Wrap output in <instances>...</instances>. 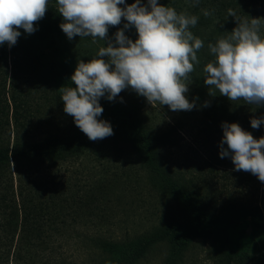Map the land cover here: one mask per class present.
<instances>
[{
	"label": "trees",
	"instance_id": "1",
	"mask_svg": "<svg viewBox=\"0 0 264 264\" xmlns=\"http://www.w3.org/2000/svg\"><path fill=\"white\" fill-rule=\"evenodd\" d=\"M134 2L125 0L127 5ZM158 4L198 17L189 30L204 47L197 53L199 64H194L185 93L195 107L174 112L171 121L162 123L145 112L147 100L137 93L128 102L102 97L104 111L97 119L108 121L113 135L100 140H90L71 123L38 136L29 112H41L45 103L57 102V96L42 90V80L59 89L75 87L70 78L78 61L87 63L108 41L115 43V33L126 23L123 18L120 25L109 26L105 41L97 38L94 43L91 37L79 36L69 40L59 26L64 21L57 0H48L33 33L18 29L21 36L15 45H0V264H85L86 254L94 256L88 264H97L104 254L113 260L108 264H145L162 243L170 246L163 264H185L192 243L212 235L215 228L228 233L245 225L264 230V182L250 172L234 170L231 157L219 155L223 122L238 123L255 139L264 137V124L253 129L250 123L264 116V106L230 101L204 84L203 71L214 59L208 45L230 35L236 19H250L256 8L264 14V0H158ZM205 9L211 15L205 17ZM229 9L236 18L228 15ZM260 34L264 37V32ZM125 35L133 41L138 38L134 26ZM184 135L200 148L212 169L204 183L188 175L183 165L188 160L180 158ZM110 137L109 143L126 139L135 144L128 154L137 158V192L150 208L144 216L150 225L138 233L116 207L122 201L118 189L125 191L134 168L127 158L110 159L121 153L108 143ZM110 148L115 152H107ZM89 150L95 159L86 168L88 175L77 179L76 170L69 173L74 166L70 164ZM215 169L221 170L212 176ZM215 197L222 198L218 206L213 204ZM259 247L246 253L252 264H264V257L256 258ZM234 255L222 260L236 264Z\"/></svg>",
	"mask_w": 264,
	"mask_h": 264
},
{
	"label": "clouds",
	"instance_id": "2",
	"mask_svg": "<svg viewBox=\"0 0 264 264\" xmlns=\"http://www.w3.org/2000/svg\"><path fill=\"white\" fill-rule=\"evenodd\" d=\"M57 5L64 21L59 26L69 40L79 36L91 37L94 43L97 38L105 41L109 26L120 25L122 18L126 21L115 33V43L108 41L87 63L78 61L70 78L75 87L60 89L64 112L90 140L113 135L110 123L97 119L104 111L99 100L113 101L125 89L145 97L152 106L167 105L174 112L195 107L185 93L194 64H199L197 53L204 47V41L189 30L198 22L196 15L177 13L158 0H147L146 5L141 0L131 5L125 0H57ZM47 9L48 0H0V45H15L21 36L18 29L33 33L34 23ZM203 15L211 13L205 9ZM228 15L236 18L232 9ZM236 21L230 35L208 45L214 59L203 69L204 84L230 101L264 106V37L260 34L264 18ZM132 26L138 33L135 41L125 35ZM250 123L257 129L264 116ZM221 126L220 158L230 156L234 170L250 172L264 182V137L255 139L238 123Z\"/></svg>",
	"mask_w": 264,
	"mask_h": 264
},
{
	"label": "rangeland",
	"instance_id": "3",
	"mask_svg": "<svg viewBox=\"0 0 264 264\" xmlns=\"http://www.w3.org/2000/svg\"><path fill=\"white\" fill-rule=\"evenodd\" d=\"M245 1V0H244ZM250 3V2H249ZM260 11L256 8L251 11L250 14L253 17L249 18H264V14H260ZM246 19V18H245ZM263 28V29H262ZM261 31L264 32V25L261 27ZM42 90L46 91L48 94H53L55 97L57 96L56 104H48L45 103L41 112H29L33 115L34 119V127L36 130V134L44 136L49 132H55L58 129H65L67 123L75 124L74 118L64 112V103L60 98V89L57 87L55 83L50 81L42 80ZM59 91V92H58ZM136 95V96H135ZM132 96L137 98V94L129 89L123 90L118 97V99H125L128 102V99ZM50 99L49 97H47ZM137 100V99H136ZM145 112L149 114H154V116H158V120L162 123L166 121H171L172 116L174 115V111H171L167 105L160 106L158 103L155 106H152L148 101L145 105ZM179 112V111H175ZM38 124V128H36ZM42 126V128H41ZM38 135V136H39ZM185 139L182 141V152L180 153L181 160H188L185 168L188 171L189 176H197L200 181L203 182L205 180V174L209 170H212L208 167V163L206 164V158L201 156V150L198 146L191 145L189 141V137L185 136ZM108 139V143L111 139ZM111 146L116 147V151L121 152L120 154H112L110 159L119 160L122 162L124 158H127L132 163V167L134 168L131 171V181L126 187H124L125 191L122 188H117L122 196V201L116 205L120 206V209L123 211L122 217L126 221V224L132 229L136 230V232H140L149 227V223L144 216L149 215L150 208L148 204L142 201L140 194L138 195V182H137V158L134 155H129L128 151L132 152V148H135V144L132 140L123 141V139L117 140L115 143H109ZM136 150V149H135ZM107 152H115L113 148H110ZM113 155H118L119 159L115 158ZM196 155V156H195ZM178 158V157H177ZM95 159V155L91 150L87 151L83 158H77L70 165L74 164L73 168L68 169L69 173H74L76 170L77 179H84L88 175V168L91 166L92 161ZM68 167V165H64L62 168ZM185 170V171H186ZM215 169L212 173V176L217 172ZM218 173V172H217ZM204 183V182H203ZM119 186V185H118ZM122 187V186H120ZM209 190L206 188V191ZM133 192V193H132ZM222 198H214L213 204L218 206L221 203ZM263 237V239H261ZM264 240V230L263 231H255L248 225L238 228L237 230H233L232 232H225L219 229H213L212 235H207V237H202L201 239L195 240L192 243V246L189 252L186 255V263L185 264H226L222 259H227L230 254L235 253L234 257L236 258V264H252L251 260H248L246 257V253L250 252L252 248L259 244V249L261 248V252L256 255L257 259L264 257V248L262 249L261 241ZM85 250V249H84ZM170 246L168 244H159L155 246L154 252L152 254V258L148 259L145 264H163L164 257L169 255ZM101 255V254H100ZM83 257L85 264L92 262L93 257L87 256V254ZM116 260V259H115ZM113 262L110 259V255L104 254L99 256L97 259V264H108ZM256 264V263H253Z\"/></svg>",
	"mask_w": 264,
	"mask_h": 264
}]
</instances>
